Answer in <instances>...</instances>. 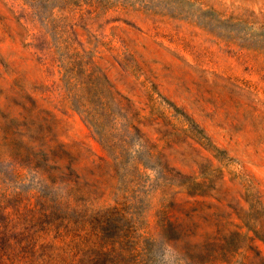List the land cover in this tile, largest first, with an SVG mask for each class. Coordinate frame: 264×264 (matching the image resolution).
<instances>
[{"label":"rangeland","instance_id":"rangeland-1","mask_svg":"<svg viewBox=\"0 0 264 264\" xmlns=\"http://www.w3.org/2000/svg\"><path fill=\"white\" fill-rule=\"evenodd\" d=\"M39 149L84 252L264 264V0H0L13 202Z\"/></svg>","mask_w":264,"mask_h":264},{"label":"trees","instance_id":"trees-1","mask_svg":"<svg viewBox=\"0 0 264 264\" xmlns=\"http://www.w3.org/2000/svg\"><path fill=\"white\" fill-rule=\"evenodd\" d=\"M30 162L29 166L20 163L18 170L21 175L24 169L35 174L38 188H43L35 193L36 200L27 204L13 202L10 197L15 192L8 191V185L0 184V264H113L115 258L109 252H84L82 245L91 239L83 241L79 234L71 235L72 229L58 215L59 207L72 203L70 197L52 198L47 191L65 182L64 177L55 176L51 171L53 167H60L49 164L44 149L34 152Z\"/></svg>","mask_w":264,"mask_h":264}]
</instances>
